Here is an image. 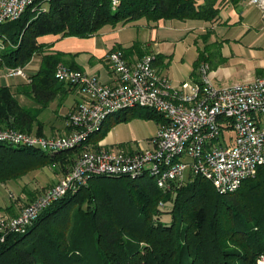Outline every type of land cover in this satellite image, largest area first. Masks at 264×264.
<instances>
[{"label":"trees","instance_id":"trees-1","mask_svg":"<svg viewBox=\"0 0 264 264\" xmlns=\"http://www.w3.org/2000/svg\"><path fill=\"white\" fill-rule=\"evenodd\" d=\"M221 2L120 0L114 7L111 0H50L44 10L29 8L20 19L0 27L1 39L14 44L0 52V63L25 67L42 46L38 38L48 34L89 37L107 25L141 19L211 21ZM43 59L32 77L33 89L40 78H46L48 86L58 81L55 70L62 55ZM203 59L207 57L201 52L196 70ZM115 115L117 123L135 117L165 121L162 114L145 107ZM35 118L10 86L0 87V129L31 133ZM107 121L97 139L106 134ZM79 154L0 144V183L16 181L49 162H56L65 174ZM38 195L30 194L26 205ZM3 235L0 231V264H258L264 254V166L237 191L224 194L200 175L168 190L150 176L94 177L46 208L25 232L7 233L2 240Z\"/></svg>","mask_w":264,"mask_h":264},{"label":"built area","instance_id":"built-area-1","mask_svg":"<svg viewBox=\"0 0 264 264\" xmlns=\"http://www.w3.org/2000/svg\"><path fill=\"white\" fill-rule=\"evenodd\" d=\"M50 0H0V27L16 21L31 9L44 10ZM117 7L120 0H111ZM263 12L264 0H248ZM1 38V37H0ZM3 40V39H2ZM0 48H5L0 41ZM156 54L130 63L120 49L108 55L117 84L102 83L82 70L58 65V81L77 86L81 101L69 113L72 128L63 135H38L15 128L0 129V144L46 152L80 154L62 179L45 188L14 217L0 215V231L23 233L50 205L98 176L153 178L168 190L184 182V172L212 181L220 193L237 191L264 166V78L233 87H216L209 78V63L201 61L198 79L174 87L154 66ZM8 76L26 77L24 67H8ZM135 107L164 116L150 147L139 151H111L93 144L107 119ZM234 132V134H233ZM264 264V254L258 260Z\"/></svg>","mask_w":264,"mask_h":264},{"label":"crops","instance_id":"crops-1","mask_svg":"<svg viewBox=\"0 0 264 264\" xmlns=\"http://www.w3.org/2000/svg\"><path fill=\"white\" fill-rule=\"evenodd\" d=\"M221 1L224 0H219V2ZM226 1L227 4L230 2V0ZM232 1L235 2L237 0ZM162 21L154 23L141 19L116 27L107 25L97 34L89 37H62L53 34L40 36L38 42L42 46L24 67L26 77L8 76V67L2 62L0 63V87L10 86L19 102L27 109L33 111L36 118L33 122L31 133L42 135H63L69 133L72 128L69 126L67 118L69 113L81 101L82 94L77 86L60 81H55L48 86L46 78L37 79L38 87L33 89L32 77L39 72L43 58L49 54L59 53L63 57L62 65L82 70L96 76L102 83L113 86L117 84L118 80L108 59L111 51L115 49L122 50L130 63L136 62L145 54L155 53L157 55L154 62L156 70L159 74L169 78L173 85L179 84L180 86V84L189 79L197 80V61L188 63L182 69H175L172 55L165 53L159 41L155 39L154 34L160 30L155 31L154 28H158ZM0 41L3 40L0 38ZM134 44H138V47L133 48ZM6 45L4 49L0 48V52L7 49L8 46ZM211 70L213 71L209 78L212 84L216 86L219 81L215 77L217 70L212 68ZM115 119V117H112L111 125L107 124V121L106 126L108 128L104 137L97 139L98 134H96L92 142L95 146L99 144L101 147L111 151H128L129 149L126 147L128 134L124 130H127V127L123 128L124 126H121L125 125L127 121L117 123ZM149 120L154 121L156 124L151 133V136H153L159 130L161 123L154 119ZM63 175L64 173L60 171V174L53 182L61 180ZM12 203L14 204V202ZM14 205V209L18 212L16 204ZM7 206L0 205L2 208Z\"/></svg>","mask_w":264,"mask_h":264},{"label":"rangeland","instance_id":"rangeland-1","mask_svg":"<svg viewBox=\"0 0 264 264\" xmlns=\"http://www.w3.org/2000/svg\"><path fill=\"white\" fill-rule=\"evenodd\" d=\"M226 4L227 1L224 0L216 5L219 8V14L214 20L172 19L162 21L158 28H154L155 31L160 30L154 34V37L161 44L163 51L172 55L175 69H182L188 63H195L203 52L207 59L202 61L209 63L210 68L217 70L215 77L219 81L216 87H233L257 78H264L262 10L257 5L248 3V0L235 2L230 0ZM4 43L8 47L14 46L11 40ZM212 71H209V75ZM173 86L179 87V84ZM112 117L117 115L111 116L107 124H112ZM155 125L154 121L139 117L131 118L125 125H121L124 126L123 128L127 127V130H124L128 134L126 141L128 151L149 148L150 140L158 132L157 130L156 134L151 136ZM58 174H60L58 164L49 162L39 164L37 168L16 181L0 183V205L9 206L14 202L20 213L30 202V194H40L45 188L56 183L53 181ZM189 175L188 168L184 172L185 179ZM14 206L9 210H0V215L8 218L17 216L18 212ZM164 208L169 209L170 205ZM169 218L167 215L162 216L163 220H169Z\"/></svg>","mask_w":264,"mask_h":264}]
</instances>
